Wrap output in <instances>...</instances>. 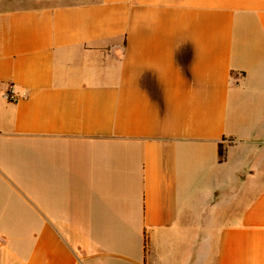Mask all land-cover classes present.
I'll list each match as a JSON object with an SVG mask.
<instances>
[{
  "label": "crops",
  "instance_id": "obj_1",
  "mask_svg": "<svg viewBox=\"0 0 264 264\" xmlns=\"http://www.w3.org/2000/svg\"><path fill=\"white\" fill-rule=\"evenodd\" d=\"M0 264H264V0H0Z\"/></svg>",
  "mask_w": 264,
  "mask_h": 264
},
{
  "label": "trees",
  "instance_id": "obj_2",
  "mask_svg": "<svg viewBox=\"0 0 264 264\" xmlns=\"http://www.w3.org/2000/svg\"><path fill=\"white\" fill-rule=\"evenodd\" d=\"M219 157H220V160H223L225 158V150L222 145H220Z\"/></svg>",
  "mask_w": 264,
  "mask_h": 264
},
{
  "label": "built area",
  "instance_id": "obj_3",
  "mask_svg": "<svg viewBox=\"0 0 264 264\" xmlns=\"http://www.w3.org/2000/svg\"><path fill=\"white\" fill-rule=\"evenodd\" d=\"M9 96H10L11 99H15L13 93H11Z\"/></svg>",
  "mask_w": 264,
  "mask_h": 264
}]
</instances>
